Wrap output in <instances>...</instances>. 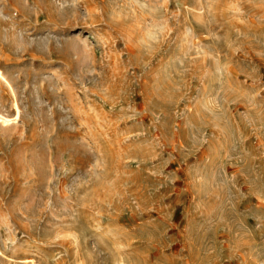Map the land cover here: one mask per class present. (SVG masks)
<instances>
[{
  "label": "rangeland",
  "instance_id": "1",
  "mask_svg": "<svg viewBox=\"0 0 264 264\" xmlns=\"http://www.w3.org/2000/svg\"><path fill=\"white\" fill-rule=\"evenodd\" d=\"M0 264H264V0H0Z\"/></svg>",
  "mask_w": 264,
  "mask_h": 264
},
{
  "label": "bare ground",
  "instance_id": "2",
  "mask_svg": "<svg viewBox=\"0 0 264 264\" xmlns=\"http://www.w3.org/2000/svg\"><path fill=\"white\" fill-rule=\"evenodd\" d=\"M1 76H3V75H2V73H1V71H0V77H1ZM0 119H3L4 122H5V121H8V120H11V119L4 118V117H2V116H0Z\"/></svg>",
  "mask_w": 264,
  "mask_h": 264
}]
</instances>
